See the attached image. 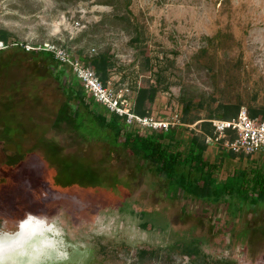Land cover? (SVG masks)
Instances as JSON below:
<instances>
[{"label":"rangeland","instance_id":"obj_1","mask_svg":"<svg viewBox=\"0 0 264 264\" xmlns=\"http://www.w3.org/2000/svg\"><path fill=\"white\" fill-rule=\"evenodd\" d=\"M0 29L19 46L56 44L86 64L107 52L115 89L129 88L136 101L139 88H158L149 114L157 121L218 120L223 103L264 109V0H0ZM15 50L0 53V168L14 161L31 187L9 212L1 178L0 215L59 213L71 243L66 264H189L168 251L178 242L199 247L196 264H264V203L233 209L171 194L149 165L96 141L103 135L91 119H75L47 61ZM199 123L174 127L188 140ZM212 146L221 182L235 166H264L260 154L239 160ZM145 247L158 252L141 257Z\"/></svg>","mask_w":264,"mask_h":264},{"label":"trees","instance_id":"obj_2","mask_svg":"<svg viewBox=\"0 0 264 264\" xmlns=\"http://www.w3.org/2000/svg\"><path fill=\"white\" fill-rule=\"evenodd\" d=\"M9 32L0 29V37L9 41ZM18 47V48H16ZM12 51L21 50L22 53L33 59H42L48 62L52 76L60 83L67 102L73 106V116L82 121L91 119L97 129L103 135L99 142H105L113 147L122 148L151 167L152 172L158 177H165L169 183V189L176 188L191 200L201 201L205 204L217 205L227 200L234 205L237 202L249 201L252 205L264 203V166H235L234 172L229 174L221 182L217 178L219 164L212 162L207 157V137H214L212 118L197 120L196 122H182L185 124L198 125L197 132L185 140L182 128L171 127L168 131L158 130L142 134L138 128L129 127L124 118L115 113L108 112L104 107L94 100L87 102L83 84L76 80H70L71 67L59 62L50 52L36 50L27 52L22 46L10 47ZM2 53V52H0ZM87 65L106 83L110 74L115 71L113 56L107 52L86 57ZM158 77H160L158 75ZM64 80L66 83L63 84ZM157 87H141L137 91L135 112L140 116L150 114L157 98ZM194 101H189L184 106V113L188 114ZM101 108L98 110L96 108ZM242 107L239 104L223 103L220 107L222 120L236 118ZM251 117L264 119V109L248 108ZM76 121V120H75ZM186 121V120H184ZM78 127V126H77ZM79 129V127H78ZM185 145V147H183ZM232 157L244 159L243 155H236L231 152ZM247 158V157H246ZM145 229H153V225L144 224ZM186 244L178 242L173 244L168 251L182 255L189 264H196L201 255L199 247L187 250ZM158 252L156 248L145 247L141 249V257L151 256Z\"/></svg>","mask_w":264,"mask_h":264},{"label":"built area","instance_id":"obj_3","mask_svg":"<svg viewBox=\"0 0 264 264\" xmlns=\"http://www.w3.org/2000/svg\"><path fill=\"white\" fill-rule=\"evenodd\" d=\"M19 46L16 42L4 41L0 37V52L10 47ZM27 52L38 50L21 45ZM39 51L50 52L59 62L71 67L74 76L79 79L87 95L108 112L115 113L125 119L129 127H136L146 132L164 130L181 125L179 115L171 121L161 122L150 115L140 116L135 112V93L129 88L117 90L111 81L104 83L101 78L79 58L72 56L66 48L56 44H44ZM214 137H207V144L222 143L227 151L238 156L255 158L264 152V119L251 117L247 108L242 107L236 118L231 120H212Z\"/></svg>","mask_w":264,"mask_h":264},{"label":"clouds","instance_id":"obj_4","mask_svg":"<svg viewBox=\"0 0 264 264\" xmlns=\"http://www.w3.org/2000/svg\"><path fill=\"white\" fill-rule=\"evenodd\" d=\"M68 236L59 213L0 215V264H66Z\"/></svg>","mask_w":264,"mask_h":264},{"label":"flooded vegetation","instance_id":"obj_5","mask_svg":"<svg viewBox=\"0 0 264 264\" xmlns=\"http://www.w3.org/2000/svg\"><path fill=\"white\" fill-rule=\"evenodd\" d=\"M28 169V168H27ZM29 169H32V167H30ZM9 172V175H5L4 177H2L3 179L5 178L6 180H8V192L4 193V204H7V208L9 212H14L16 210L15 208V204H16V199L17 197L20 195V193L23 190L29 189L31 187V183H28V181L24 178V175L22 173H15L13 172ZM44 192L42 193L41 197L43 199H47V196L45 197L43 194L46 193L47 194V190L43 189ZM4 191V189L2 190ZM4 204H1L2 207H4ZM11 209V210H9ZM35 213V212H33ZM70 242L68 243V249L70 248Z\"/></svg>","mask_w":264,"mask_h":264},{"label":"crops","instance_id":"obj_6","mask_svg":"<svg viewBox=\"0 0 264 264\" xmlns=\"http://www.w3.org/2000/svg\"><path fill=\"white\" fill-rule=\"evenodd\" d=\"M213 146L211 145V146H209V148H208V151H210V150H212L213 148H212ZM208 151H207V153H208ZM264 153V152H263ZM263 153H261L260 154V156H263V158H264V155H263ZM28 155H32L31 153H27ZM238 160V159H237ZM237 160H235V161H237ZM10 164H15V162L14 161H10V159L8 160V163L6 164V167L5 166H2L1 168H0V179L2 178V177H4L5 175H9V172H15V167H13V166H11ZM238 165V164H237ZM11 173V174H12ZM3 179V178H2ZM4 180H6L5 178H4ZM8 181V180H7ZM9 182V181H8Z\"/></svg>","mask_w":264,"mask_h":264}]
</instances>
